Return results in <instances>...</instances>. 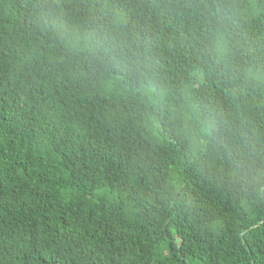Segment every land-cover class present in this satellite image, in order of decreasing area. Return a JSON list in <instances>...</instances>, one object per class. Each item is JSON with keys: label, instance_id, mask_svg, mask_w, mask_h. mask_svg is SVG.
Returning <instances> with one entry per match:
<instances>
[{"label": "trees", "instance_id": "16d2710c", "mask_svg": "<svg viewBox=\"0 0 264 264\" xmlns=\"http://www.w3.org/2000/svg\"><path fill=\"white\" fill-rule=\"evenodd\" d=\"M0 264H264V0H0Z\"/></svg>", "mask_w": 264, "mask_h": 264}]
</instances>
